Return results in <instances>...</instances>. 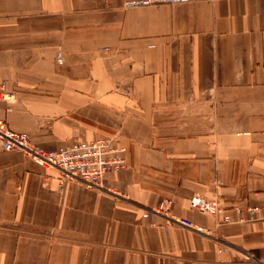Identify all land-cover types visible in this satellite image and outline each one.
<instances>
[{"label":"crops","instance_id":"1","mask_svg":"<svg viewBox=\"0 0 264 264\" xmlns=\"http://www.w3.org/2000/svg\"><path fill=\"white\" fill-rule=\"evenodd\" d=\"M0 81L40 149L125 160L97 190L0 153V264H264V0H0Z\"/></svg>","mask_w":264,"mask_h":264},{"label":"built area","instance_id":"2","mask_svg":"<svg viewBox=\"0 0 264 264\" xmlns=\"http://www.w3.org/2000/svg\"><path fill=\"white\" fill-rule=\"evenodd\" d=\"M13 100L14 93L8 91L0 81V103ZM115 137L82 140L70 148L48 153L34 144L26 133L11 130L0 117V153L20 152L38 166L55 171L60 181L79 182L90 189H103L104 179L125 167L122 156L124 148L117 144ZM171 207L172 200L164 199L149 212L162 216L167 224L176 223L198 233L208 234L202 226H197L189 220L173 218ZM192 207L209 216H215L220 210L216 198L200 195L193 198Z\"/></svg>","mask_w":264,"mask_h":264}]
</instances>
